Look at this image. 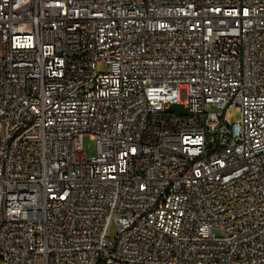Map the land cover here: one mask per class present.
I'll use <instances>...</instances> for the list:
<instances>
[{
    "label": "built area",
    "instance_id": "built-area-1",
    "mask_svg": "<svg viewBox=\"0 0 264 264\" xmlns=\"http://www.w3.org/2000/svg\"><path fill=\"white\" fill-rule=\"evenodd\" d=\"M0 264H264V0H0Z\"/></svg>",
    "mask_w": 264,
    "mask_h": 264
},
{
    "label": "rangeland",
    "instance_id": "rangeland-1",
    "mask_svg": "<svg viewBox=\"0 0 264 264\" xmlns=\"http://www.w3.org/2000/svg\"><path fill=\"white\" fill-rule=\"evenodd\" d=\"M101 71H106V66H101ZM182 101L185 100V93L183 92L182 95ZM171 111H174L179 114H185L187 110L185 109L184 105H172ZM226 119L230 121L231 123H238L240 122L241 115L235 108H230L225 113ZM83 149L86 152L88 156H93L97 152V145L96 142L90 137V135H85L83 139ZM117 232V226L115 224H112L109 229V236H115ZM217 235H220V231H215Z\"/></svg>",
    "mask_w": 264,
    "mask_h": 264
}]
</instances>
